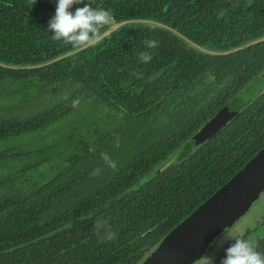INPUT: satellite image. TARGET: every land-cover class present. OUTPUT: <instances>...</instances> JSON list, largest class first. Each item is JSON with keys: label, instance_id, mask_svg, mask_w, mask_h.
Segmentation results:
<instances>
[{"label": "trees", "instance_id": "trees-1", "mask_svg": "<svg viewBox=\"0 0 264 264\" xmlns=\"http://www.w3.org/2000/svg\"><path fill=\"white\" fill-rule=\"evenodd\" d=\"M84 3L110 10L112 23L158 22L217 52L264 37V0ZM83 6L73 5L71 11ZM55 9L56 0H0V62L40 65L74 50L53 40L47 30ZM150 39L157 47L146 48L144 41ZM145 51L151 55L147 63L138 55ZM262 71L264 41L228 55H209L148 23L124 25L94 47L44 67L0 66V90L12 84L15 91L46 90L67 83L79 89L75 93L83 105L87 98L95 101V126L104 121L105 107L112 115L111 127L97 134L95 126L78 132L66 124V137L55 144L19 143L0 152V264H140L264 146V94L220 132L204 127ZM71 102L64 100L26 119L0 118V141L47 131L63 109L71 112ZM80 134L91 142L76 144L72 152L73 136ZM52 151L63 157L47 176L39 169L51 163ZM101 152L116 163L115 170ZM96 168L99 175H90ZM97 221L102 224L99 235ZM109 232L113 239L106 238ZM253 233L246 229L239 238L250 240ZM250 242L264 253V232ZM231 243L204 264H221Z\"/></svg>", "mask_w": 264, "mask_h": 264}, {"label": "water", "instance_id": "water-1", "mask_svg": "<svg viewBox=\"0 0 264 264\" xmlns=\"http://www.w3.org/2000/svg\"><path fill=\"white\" fill-rule=\"evenodd\" d=\"M130 23H148L172 31L184 41L209 55H228L264 41V37L249 42L243 46L225 52L205 49L172 28L150 20L131 19L114 22L103 32L102 39L108 37L119 28ZM72 50L46 63L32 66H12L0 62V66L8 69H35L47 66L65 57L77 53ZM264 81V74L257 75L253 81ZM242 90V89H241ZM239 90L218 111L209 118L204 127L207 130L220 132L246 107L239 103ZM264 91H260V95ZM259 95V96H260ZM264 190V146L221 188L206 199L187 217L174 226L157 244L155 249L141 264H196L202 259L204 249L210 240L222 229L230 226L239 218L250 204L258 198Z\"/></svg>", "mask_w": 264, "mask_h": 264}, {"label": "rangeland", "instance_id": "rangeland-1", "mask_svg": "<svg viewBox=\"0 0 264 264\" xmlns=\"http://www.w3.org/2000/svg\"><path fill=\"white\" fill-rule=\"evenodd\" d=\"M204 85L206 87L207 83L204 82ZM14 85L12 84V87L8 86V89L6 92H3L0 90V109L4 106H7L10 109V112H14L18 110V100L27 99L24 101L25 105H20L21 110L28 109L29 111H39L40 101H44V105L48 106L51 103L54 104L58 102V100H61V97H72L73 91H76L75 89H71L74 86L69 85L67 83H59L57 86H52L50 88H39L34 87L33 90L29 89H22L19 91L11 90L9 88L13 89ZM264 91V81L259 79L258 81H252L251 85L247 88H243L241 90V94L239 96V103L241 105H247L251 101H253L255 98H257L260 94V91ZM7 93V95H5ZM74 99L81 98L77 95L74 97ZM85 101V100H84ZM83 101H80L78 107L71 111L72 116L69 117L66 115L62 119L59 120H51L48 128L45 130L40 131L39 133L43 132L41 135L39 133H31V134H24L20 138L9 137L7 140L0 141V152L4 150H11L16 144L19 143H28L30 147L34 144L33 142H40L43 145H48L49 143H56V140L63 139L66 137L65 129L62 128L64 125H70L76 128V130H80L82 128H90L94 127V121L93 116L95 114V108L96 103L93 99H87L85 101V104L83 105ZM72 105V102L70 103ZM30 105V106H29ZM80 108V109H79ZM83 110V113L81 112ZM81 112V114H80ZM83 114V115H82ZM104 121L101 123L98 122V125L95 126V132L96 134L102 130V129H108L111 127L110 124H108V120L111 118V110L105 107L103 109L102 114ZM85 131H82L84 133ZM74 138H77L76 141H72L73 150H75L76 144H80V146L84 145V143L88 140L80 134V137L77 135L73 136ZM72 138V137H70ZM90 142V141H89ZM33 143V144H32ZM62 150H60L61 152ZM54 151L51 152V158H54L57 154H53ZM74 152V151H72ZM70 150H67V155L70 154ZM52 172V170H50ZM45 172V171H44ZM46 173V172H45ZM264 218V190L261 191L258 195V198L254 200L250 206L246 209V211L237 218L230 226L227 228L222 229L219 233H217L213 238L210 240V242L206 245L203 256V260H200L196 264H204L206 260L210 261L214 258L216 253L220 250V248L228 241L225 240V236H227L228 232H231L233 236L240 237L244 231L247 230H254L255 227L258 228V230H263L264 227L259 224V222ZM250 228V229H248ZM253 228V229H252ZM253 240V236L250 238V240ZM249 240V241H250ZM149 256V255H148Z\"/></svg>", "mask_w": 264, "mask_h": 264}, {"label": "clouds", "instance_id": "clouds-1", "mask_svg": "<svg viewBox=\"0 0 264 264\" xmlns=\"http://www.w3.org/2000/svg\"><path fill=\"white\" fill-rule=\"evenodd\" d=\"M36 0H33V4ZM84 4L83 7H77L75 11H71L73 5ZM114 17L110 10L102 7L93 8L90 3H84V0H56V9L54 16L48 21L47 30L52 33V39L62 41L65 45H70L75 50H83L94 47L98 44L103 36L102 28L110 25ZM146 48H155L158 42L155 39L145 40ZM139 59L141 62L147 63L151 60L149 52H140ZM79 99L72 101L74 108L79 106ZM116 147H119L117 140ZM90 152H95V148L89 146ZM101 159L105 164L116 169V163L111 160L106 152L100 153ZM101 169L96 168L90 175H99ZM102 224L97 221V235ZM114 233L109 232L107 239H113ZM225 240H232L229 247L225 249V258L221 264H264V253L256 250V247L248 240L233 236L228 232Z\"/></svg>", "mask_w": 264, "mask_h": 264}, {"label": "flooded vegetation", "instance_id": "flooded-vegetation-1", "mask_svg": "<svg viewBox=\"0 0 264 264\" xmlns=\"http://www.w3.org/2000/svg\"><path fill=\"white\" fill-rule=\"evenodd\" d=\"M260 74H264V71H262V72H260V73H258L257 75H260ZM256 75V76H257ZM256 76H254V78L256 77ZM252 81H253V79H252ZM8 89V86L7 87H5V88H3L1 91H3V92H6V90ZM9 89H11V88H9ZM73 89H75L76 91H79V89L77 90L76 88H72V90ZM11 90H13V89H11ZM262 94H264V92L262 93ZM261 94V95H262ZM5 95H7V93H5ZM72 97H69L68 98V96L67 97H61V100H58V102H56V103H54V104H50V105H48V106H45L44 105V101H40L39 102V104H40V107H39V111H29L28 109H26V110H21L20 109V105H25V106H27L26 104H24V101L25 100H27V99H23L22 101L20 100V102H18L17 103V105H18V110H16V111H14V112H10V109L11 108H8L7 106H4V107H2L1 109H0V118H5L6 117V115H8V118L10 117V118H13L14 117V119H16V118H21V119H26L27 118V116L28 115H30V116H32V114H37V113H39V112H43V111H45L46 109H48V108H52V107H54L55 105H57L59 102H62V101H73L74 100V97L75 96H79V93L78 92H76L75 93V91H73V93H72ZM260 95V96H261ZM80 97V96H79ZM84 96H82V98H83ZM81 98V97H80ZM87 99H90V98H87ZM30 106V105H29ZM72 106V105H71ZM24 107V106H23ZM74 110H78V109H75L73 106L71 107V111H74ZM64 109L59 113V114H61L60 116V118L59 119H62L63 117H65L66 115H68L69 117H71L70 116V114H71V112H66V113H64ZM81 113V112H80ZM64 114V115H63ZM29 116V117H30ZM56 120H58V119H56ZM205 124V123H204ZM73 126H70V127H68L67 129H71ZM80 130H78V132H79ZM40 131H38L37 133H39ZM77 132V133H78ZM40 135L42 134V133H39ZM89 142V140L88 141H86L84 144L86 145L87 143ZM91 142V141H90ZM27 146H28V143H27ZM74 151V150H73ZM176 155V154H175ZM61 157H63V156H55L54 158H51L52 159V161H51V163H48V164H44L40 169H39V172H40V170H42V172H41V174H43V171H45L46 172V175L48 176V174L49 175H53L54 173H55V165H57V164H59V163H61V160H60V158ZM54 161V163L52 164V162ZM50 164V165H49ZM63 164V163H62ZM51 167V168H50ZM49 169H51L52 170V172L49 170ZM259 224H261L263 227H264V218L259 222ZM256 229H254V233L252 234V236H253V239H255V238H257V237H259V235L261 234V233H263L264 232V229L263 230H258V228L257 227H255ZM253 229V228H252ZM249 241V240H248ZM141 264V263H140Z\"/></svg>", "mask_w": 264, "mask_h": 264}]
</instances>
